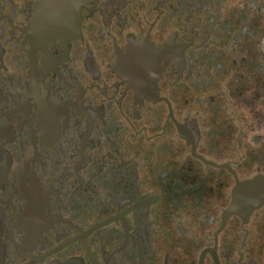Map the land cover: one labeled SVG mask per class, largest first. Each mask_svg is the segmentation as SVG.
<instances>
[{
	"label": "flooded vegetation",
	"instance_id": "flooded-vegetation-1",
	"mask_svg": "<svg viewBox=\"0 0 264 264\" xmlns=\"http://www.w3.org/2000/svg\"><path fill=\"white\" fill-rule=\"evenodd\" d=\"M0 0V264H264V0Z\"/></svg>",
	"mask_w": 264,
	"mask_h": 264
},
{
	"label": "water",
	"instance_id": "water-1",
	"mask_svg": "<svg viewBox=\"0 0 264 264\" xmlns=\"http://www.w3.org/2000/svg\"><path fill=\"white\" fill-rule=\"evenodd\" d=\"M73 4H78V0H40L36 9L35 29L44 31L52 40L53 37L63 36L62 32L73 30V25L68 26L67 20L73 15Z\"/></svg>",
	"mask_w": 264,
	"mask_h": 264
}]
</instances>
